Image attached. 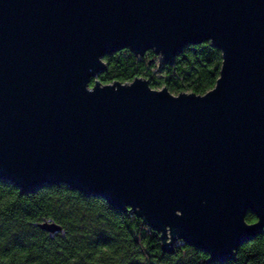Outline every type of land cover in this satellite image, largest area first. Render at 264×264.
Segmentation results:
<instances>
[{
	"label": "water",
	"instance_id": "1",
	"mask_svg": "<svg viewBox=\"0 0 264 264\" xmlns=\"http://www.w3.org/2000/svg\"><path fill=\"white\" fill-rule=\"evenodd\" d=\"M202 43L222 60L204 95L90 87L106 56L172 64ZM0 180L65 185L130 210L165 253L234 261L264 236V0H0Z\"/></svg>",
	"mask_w": 264,
	"mask_h": 264
},
{
	"label": "trees",
	"instance_id": "2",
	"mask_svg": "<svg viewBox=\"0 0 264 264\" xmlns=\"http://www.w3.org/2000/svg\"><path fill=\"white\" fill-rule=\"evenodd\" d=\"M153 51L143 57L130 50L106 56L107 71L92 79L102 85L148 81L151 89L204 95L215 87L221 53L210 43L189 45L172 64H164ZM53 222L62 233L50 236L38 225ZM246 222H256L248 213ZM159 233L130 210L112 208L101 198L87 197L65 185L43 186L25 195L0 180V261L7 264H221L179 243L172 254L163 252ZM222 264H264V236L241 245L234 261Z\"/></svg>",
	"mask_w": 264,
	"mask_h": 264
},
{
	"label": "rangeland",
	"instance_id": "3",
	"mask_svg": "<svg viewBox=\"0 0 264 264\" xmlns=\"http://www.w3.org/2000/svg\"><path fill=\"white\" fill-rule=\"evenodd\" d=\"M160 61H162V58L161 57H159V59L157 60V62L156 63H160ZM162 88H158V89H156V90H161ZM171 94H173V95H175L176 96V94H174V93H171Z\"/></svg>",
	"mask_w": 264,
	"mask_h": 264
},
{
	"label": "snow or ice",
	"instance_id": "4",
	"mask_svg": "<svg viewBox=\"0 0 264 264\" xmlns=\"http://www.w3.org/2000/svg\"><path fill=\"white\" fill-rule=\"evenodd\" d=\"M93 87H95V85H93ZM3 241H0V247H2L3 246ZM0 264H5V261H0Z\"/></svg>",
	"mask_w": 264,
	"mask_h": 264
},
{
	"label": "clouds",
	"instance_id": "5",
	"mask_svg": "<svg viewBox=\"0 0 264 264\" xmlns=\"http://www.w3.org/2000/svg\"><path fill=\"white\" fill-rule=\"evenodd\" d=\"M5 264H7V261H5Z\"/></svg>",
	"mask_w": 264,
	"mask_h": 264
}]
</instances>
